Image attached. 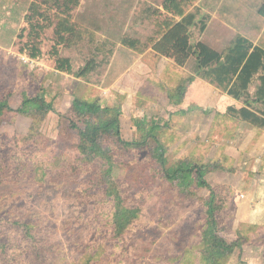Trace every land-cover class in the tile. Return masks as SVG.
Returning a JSON list of instances; mask_svg holds the SVG:
<instances>
[{
  "label": "rangeland",
  "instance_id": "rangeland-1",
  "mask_svg": "<svg viewBox=\"0 0 264 264\" xmlns=\"http://www.w3.org/2000/svg\"><path fill=\"white\" fill-rule=\"evenodd\" d=\"M165 2L0 0V264H264V128L234 118L225 93L198 110L170 84L147 93L122 79L137 53L121 39L152 47L172 18ZM60 18L79 35L58 34ZM91 59L95 72L77 79ZM84 98L122 111L97 138L105 159L83 154L72 127H85L72 109ZM182 166L193 168L186 189L169 179Z\"/></svg>",
  "mask_w": 264,
  "mask_h": 264
},
{
  "label": "trees",
  "instance_id": "trees-1",
  "mask_svg": "<svg viewBox=\"0 0 264 264\" xmlns=\"http://www.w3.org/2000/svg\"><path fill=\"white\" fill-rule=\"evenodd\" d=\"M37 8L39 9L38 5L32 4L30 7V11L34 12L35 15H38L40 17H44L41 15ZM36 9V10H35ZM165 11H167L170 15H172L170 19H167L165 22L160 24L162 31L159 34V38L156 40L152 39V48L153 50L158 53L159 55L163 57H167L170 59H173L179 66H184L187 62V60L190 57H196L197 58V69L198 71H203V76L209 80H211L213 83L217 82L215 84H218V81L220 82V86L224 88V90H228L229 85L231 82L227 79V77L232 73H237L240 69V74L238 79L243 81H248L250 74H254V71L257 72L258 70L263 69V74L259 77V80H262V86L259 88V91L257 92V99H264V61L261 59L264 55V52L260 49H255L251 54V43L246 41L245 39L239 38L236 42L235 48L231 51V59L226 60L222 64V57L215 51L209 49L203 44H199L196 46H193L191 44V28L196 24V13H187V2L182 1L178 2L177 0H166L164 5ZM260 13H263L261 10ZM264 14V13H263ZM180 19V22H177V19ZM33 19V13L31 15H27L26 20H32ZM42 28V27H40ZM72 34L74 37L79 35L78 30L76 27H72L68 22L64 23V20L60 18L59 21V30L58 34ZM64 40V38H62ZM122 43L130 44V49L134 50L138 54L144 53L146 50H142L139 48H136L134 44L137 45L140 44L138 41H128L125 38L121 39ZM38 54H40V51L35 49V52L30 55L31 58L35 59L37 58ZM250 55V56H249ZM249 58L247 59V57ZM230 58V57H229ZM246 60V62H245ZM258 61V64L252 69V65L256 64ZM95 60H89V62L83 67L78 73L74 74L77 79H84L89 76H91L95 69L97 68ZM58 70L61 72L67 73L69 75L73 74L72 65L69 59H61L58 61ZM228 80V81H227ZM224 82H227L228 85H225ZM219 85V84H218ZM239 84H233L231 89L228 91V94L231 96L236 95V88L238 89ZM244 94V93H243ZM241 94V95H243ZM246 91V95H247ZM31 100H27L24 102L23 107H21L18 112L24 113L26 110L29 109V106L31 104ZM91 101L87 98L84 99H75L74 103L72 105V109L74 114L80 119H84L83 123L85 124L84 129H81L75 122H72V127L75 130L79 131V136L82 138L84 144V147L82 148V153L87 154L88 156H91L95 159V155L97 154L99 158L105 159L103 157V154L101 151H99L97 147V138L99 136V133L102 130H108L110 126L113 124L119 125V118L121 116V109L119 108H99V107H93L90 103ZM5 105L0 103V110H4ZM10 110V109H9ZM241 113V117L243 120L248 121L251 123L252 126L264 128V118L259 117L256 113L248 110V109H242L239 111ZM264 115V114H262ZM87 117L94 118L93 121H90L91 119H87ZM157 129V127H154ZM152 135V134H151ZM158 144V147L156 149L157 153V159L158 162L161 164L162 167H164V154L165 149L162 143L155 138ZM120 142L122 144H125L127 146H132L134 144L130 143H123L120 139ZM166 174V170H163ZM200 174L202 173L201 170H197ZM193 173V168H190L188 166H182L174 173L169 174V179H171L173 182L178 181V186L181 188L186 189L190 186V178ZM203 181V180H202ZM206 184L205 182H203ZM208 189H210L207 186ZM214 192V191H213ZM216 192L212 195V200L210 203V212L212 214V217L214 216L216 212ZM219 204V203H218ZM220 210V207L218 208ZM20 222H17L16 224H19ZM216 223L213 222L214 227ZM24 228V235L27 239H32L29 236V226L27 224L21 225ZM113 230L116 232V237L122 239V236L125 232L124 229H117L113 228ZM118 244L124 245L123 242H119ZM122 252H120L121 257ZM95 255V254H94ZM34 260L40 261L42 260L41 256H37L34 258Z\"/></svg>",
  "mask_w": 264,
  "mask_h": 264
},
{
  "label": "crops",
  "instance_id": "crops-1",
  "mask_svg": "<svg viewBox=\"0 0 264 264\" xmlns=\"http://www.w3.org/2000/svg\"><path fill=\"white\" fill-rule=\"evenodd\" d=\"M177 1H186L187 13H196V24L191 28V35L193 36L191 44L193 46L203 44L217 52L223 59L222 64L231 59V51L235 48L239 38L251 43L249 54L255 49L264 52V0ZM261 10L263 13H260ZM177 22H180L179 18ZM197 29L199 34L195 35ZM130 56L133 58L132 66L121 73L122 79H128L125 83L128 90L138 89L141 91L142 89L148 93L149 89L152 90V86H156V83L160 82V85L170 84L175 92L187 94V99L185 98L186 107H195L198 110H206L211 107L210 101H213L209 98L210 94L214 95L215 91L225 93L228 102L231 103L232 101V104H234L232 107L230 106L231 114L234 118L239 117L241 120H243L241 114L239 115L241 108L247 107L246 109L252 111L251 107H264V99H257V92L263 85L262 80H259V77L263 74L261 68L257 72L254 71L253 76L250 74L252 78L249 77L248 81L238 79L241 69L235 74L231 73L227 77L231 84L228 90H224L220 86L221 81H218L219 85L215 84L217 82L213 83L203 76V71H198L196 57H190L184 66H179L173 59L156 53L152 47L142 54L137 53ZM261 59L264 61V55ZM257 64L258 61L252 65V69ZM129 71H133L135 74L127 75ZM234 83L239 84V87L235 90L236 95L231 96L228 91ZM224 84L228 85L227 82H224ZM188 92H192V95H189ZM168 97L169 100H172V93ZM218 105L215 104L213 108H218ZM196 114L198 115V113Z\"/></svg>",
  "mask_w": 264,
  "mask_h": 264
},
{
  "label": "built area",
  "instance_id": "built-area-1",
  "mask_svg": "<svg viewBox=\"0 0 264 264\" xmlns=\"http://www.w3.org/2000/svg\"><path fill=\"white\" fill-rule=\"evenodd\" d=\"M22 60H23V62H27V63H30V62H31V61H30L28 58H26V57L22 58Z\"/></svg>",
  "mask_w": 264,
  "mask_h": 264
}]
</instances>
